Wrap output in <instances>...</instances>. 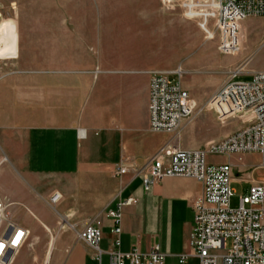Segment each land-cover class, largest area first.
<instances>
[{
    "label": "crops",
    "instance_id": "crops-1",
    "mask_svg": "<svg viewBox=\"0 0 264 264\" xmlns=\"http://www.w3.org/2000/svg\"><path fill=\"white\" fill-rule=\"evenodd\" d=\"M78 31L47 27L40 34L38 61L0 60V200L8 219L30 233L26 212L36 215L59 252L54 264H95L92 249L77 239L85 226L101 231L104 252L118 239L123 252L136 247L148 253L157 245L164 264H180L181 257L182 264H197L190 236L201 185L166 177L144 190L135 173L147 174L150 160L166 144L193 151L208 140L188 142L195 124L189 120L175 137L149 130V81L160 72L158 54L135 58L114 48L97 59ZM249 118H238L214 141L239 131ZM118 168L126 173L117 175ZM259 180L239 179L248 185ZM54 194L60 199L51 206ZM128 198L134 202L122 208L121 233L115 236L104 214ZM16 214L21 219L11 218Z\"/></svg>",
    "mask_w": 264,
    "mask_h": 264
},
{
    "label": "built area",
    "instance_id": "built-area-1",
    "mask_svg": "<svg viewBox=\"0 0 264 264\" xmlns=\"http://www.w3.org/2000/svg\"><path fill=\"white\" fill-rule=\"evenodd\" d=\"M213 9L214 28L210 33L204 29L205 41H214L220 56L246 54L245 22L250 18H264V0H213ZM251 57H244L240 67L229 72L228 79L206 103L219 124L249 114L247 125L222 141L198 150L184 151L176 142L166 144L150 160L147 174L135 173L144 190L166 177L193 179L201 185V197L193 205L190 236L192 257L197 264H264V72L253 71L248 73L247 80H236ZM183 74L181 67L170 73H152L147 107L148 127L152 133L175 137L182 122L194 116V103L180 82ZM172 76L177 79L172 80ZM84 134L83 130L78 131L80 138ZM244 154L259 156L258 169L263 171V177L250 184L247 195L239 197L238 206L232 208L231 165L208 163L207 156L240 157ZM125 173L123 168H118L117 175ZM59 199L60 196L54 194L49 200L50 205L54 206ZM133 202V198H128L105 212L115 236L121 233L122 208ZM29 237L28 230L8 219L0 200V264H17L22 252L32 247ZM77 239L92 249L95 264H104L103 256L107 258L106 264L165 263V255L157 245L148 253H142L136 247L123 252L120 241L114 239L110 248L102 251L99 247L102 233L93 226L78 231ZM227 241H230L228 249L225 248ZM52 250L53 243H49L41 264H51ZM185 259L181 257L179 263Z\"/></svg>",
    "mask_w": 264,
    "mask_h": 264
},
{
    "label": "rangeland",
    "instance_id": "rangeland-1",
    "mask_svg": "<svg viewBox=\"0 0 264 264\" xmlns=\"http://www.w3.org/2000/svg\"><path fill=\"white\" fill-rule=\"evenodd\" d=\"M0 13L3 34L0 60L18 58L36 62L41 32L47 27H66L71 31L79 28L77 37L91 44L89 50L97 59L103 58V51L121 48L135 58H144L150 52L155 59L158 54L162 73L181 67L184 74L180 82L196 102L194 116L189 120L195 124L187 140H208L202 148L216 143L213 137L229 131L238 120L219 124L215 116L211 118L212 113L202 116L209 111L204 110L206 103L228 79L229 72L240 67L247 55L252 57L236 80H247L246 76L253 71L264 72V18L246 20V54L220 56L216 43L205 41L204 29L210 33L214 28L213 0H0ZM126 30L129 33L121 34ZM151 37L153 44L149 42ZM207 161L214 165L230 164L236 174L238 180L231 185L232 208L238 206L239 197L248 193L249 185L239 179L263 177L256 154L209 155ZM26 216L32 218L29 237L32 247L22 252L17 264H41L51 243L46 237L47 228L32 212H26ZM11 218L21 219L19 214ZM229 247L227 241L225 248ZM58 255L57 250H52L51 264Z\"/></svg>",
    "mask_w": 264,
    "mask_h": 264
},
{
    "label": "bare ground",
    "instance_id": "bare-ground-1",
    "mask_svg": "<svg viewBox=\"0 0 264 264\" xmlns=\"http://www.w3.org/2000/svg\"><path fill=\"white\" fill-rule=\"evenodd\" d=\"M1 16V13H0ZM2 46H3V34L0 30V54L2 53ZM205 108V107H204ZM207 108V107H206ZM53 243V241H51V244Z\"/></svg>",
    "mask_w": 264,
    "mask_h": 264
}]
</instances>
